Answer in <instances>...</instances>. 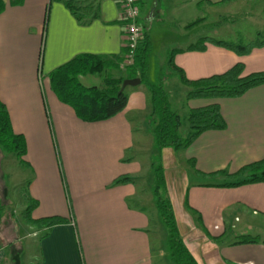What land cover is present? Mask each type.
Instances as JSON below:
<instances>
[{
    "label": "crops",
    "instance_id": "obj_1",
    "mask_svg": "<svg viewBox=\"0 0 264 264\" xmlns=\"http://www.w3.org/2000/svg\"><path fill=\"white\" fill-rule=\"evenodd\" d=\"M70 1L77 6L96 8L98 17L88 25H83L58 0H22L19 6H11L7 2L0 14V101L7 109L13 132L22 135L25 140L26 154L23 161L26 165H19L24 171L34 174L22 198L13 199L5 194L0 182V206H6L2 204V194L6 202L10 204L14 200L17 208L24 210L28 201L33 200L38 205L31 212L32 219L58 216L67 220L42 239L40 231L36 229L34 236H37L40 255L36 264H160L159 260L153 259L151 238H154L152 235H158L163 239L166 231L160 220L155 221L153 187L147 186L141 195L138 193L136 181L144 173L140 165L133 164L126 157L136 146L141 147L147 142L155 146L151 128L141 133L137 125L147 122L145 118L150 117V122L153 118L151 109L148 110L145 104L147 96L143 91L148 93L146 87L145 90L131 92L126 108L115 117L85 123L75 116L70 107L58 101L48 80L50 72L81 54L108 57L114 65L107 70V74L115 78L126 77V71L117 65L125 51L120 0ZM233 2L137 1L138 23L143 32L148 34L150 51L157 34L161 37L160 49L165 64L168 70L177 74V83L182 89L184 86L178 73L168 65V54L173 49L184 50V8L194 4L203 9V15L197 18L201 19L199 25L220 24L221 18L230 22L231 12L224 6ZM219 28L222 29V25ZM205 37L212 38L205 35L198 39ZM237 63L244 65V75L264 71V48L238 56L223 47L208 44L203 52H179L173 58V64L190 81L222 74ZM148 69L149 62L147 80ZM80 82L84 86H94L92 76L81 77ZM188 101L193 103L191 109L217 104L226 123L224 130L206 131L186 147L187 160L194 163V167L190 165L198 176L223 174L219 171L227 168L230 172L228 176L235 182L232 176L238 170L264 158V85L238 98ZM51 110L59 116H67L85 131L87 138L95 136L91 141L96 142L95 145L100 149L99 157L90 161L94 166L91 172L93 179L90 177L80 183L73 178L78 157L70 155L68 159L62 160L63 172L66 174V177L63 175L64 197L44 117L46 114L49 116L48 123L54 132ZM54 145L59 148L55 137ZM172 151L167 149L166 152L171 159L174 156ZM40 166L42 173L39 171ZM150 171L151 164L146 173ZM120 176H128L133 181L113 184ZM233 182L222 185L192 184L186 189V209L197 214L203 232L196 237H184L180 232L183 242L188 249L191 245L202 254L203 245L200 242L211 239L213 242L208 245L213 249L214 260L218 264L222 263L217 256L216 242L224 232L226 218L231 221L238 215H246L248 218L264 220V182L227 186ZM168 198L171 203V197ZM65 200L69 211L59 212L58 208L65 205ZM144 204L153 209L151 215L146 213ZM10 219L9 216L3 228L8 226ZM12 223L14 225L15 221ZM9 232L15 242L14 230ZM9 248L10 245L0 243V264L5 263ZM225 251V262L264 264L263 244L234 243L228 245ZM192 255L197 264H201L196 255Z\"/></svg>",
    "mask_w": 264,
    "mask_h": 264
},
{
    "label": "rangeland",
    "instance_id": "obj_2",
    "mask_svg": "<svg viewBox=\"0 0 264 264\" xmlns=\"http://www.w3.org/2000/svg\"><path fill=\"white\" fill-rule=\"evenodd\" d=\"M224 7L229 9L231 12L230 22L228 20L224 21L221 18L219 21L220 24L217 22L215 24L202 23L200 25L197 24L193 26L191 29H186L185 25L202 16L203 9L196 7L194 4L184 8V48L190 43L195 42L199 37L205 35L234 45L248 44L252 41L264 38V0H236L230 5H226ZM212 19L213 18L209 20ZM221 25L223 27L222 29L219 28ZM160 42L161 37L156 34V39L153 41V49L150 51L151 54L149 53L148 56V81L162 85L168 95L171 109L175 111L182 120V125L179 130L180 135L183 138H186L189 135L190 130L187 126L185 118L193 106V103H191L192 101L189 102L186 99L188 91L187 88L183 87L182 89L179 87L177 83V74L168 70L162 50L160 49ZM113 72H115V74L117 73L116 71ZM105 73H107V70ZM102 78L103 77L101 75H93V85L101 87ZM46 82L47 79L45 81V86H47ZM145 87L146 86L144 84H139L134 87L127 86L122 88L128 97L131 92L139 89L145 90ZM143 92H145L144 94L147 96L145 104L147 109L150 110V96L146 93V91ZM144 111L147 112L145 108ZM51 114L55 133L53 132L51 125L48 123L49 116L46 114L44 117L48 128V136L54 159L58 166V175L64 197L66 194L63 175L66 177V174L63 172L64 168H62V160L68 159V156L70 155L78 157L75 160L76 171H73V178L76 182L80 183L89 180L90 177L93 179L91 172L94 169V166L90 161L99 157L100 149L97 145H95L96 142L91 141L95 139V136L91 135L87 138L85 131L77 127L67 116H59L53 110H51ZM148 118L150 119V117ZM148 118H145L147 122H144V124H137L141 133H145L152 127L154 118H152L151 122ZM54 137L58 142V149L54 145ZM166 152L167 149H160L152 144L148 145L147 142V144H143L141 147L136 146L134 150L126 154V157L130 158L133 164L136 163L140 165V169L142 167V174H144L136 181V187L140 195L145 187H154L152 170L148 174L146 173L148 165L155 164L156 168H162L165 179L164 194L171 197L172 211L175 221L179 225L180 232L181 234H184V237L187 235H194L196 237L198 233H202L203 230L197 220V214L186 209L185 200L187 187L192 184L222 185L224 183L233 182L234 179L228 176L230 175V172H228L227 168L219 171L223 172L224 175L221 174L218 177L211 174L208 176H198L195 169L191 167V163L187 160L188 151L186 148L179 149L177 153L174 151L172 159ZM42 170L43 169L40 166L39 171L41 173ZM0 178L5 194H9L14 199L25 196L27 184L34 179V174L30 171H24L13 154L0 150ZM5 200L6 197L2 194V204H5L6 206H0V243H2V245H10L7 252V259L4 264H36L40 256L38 252L37 236H34L37 232L36 228L28 227V225H26V223L22 220V213L24 209L17 208L16 201H10L11 203L9 204ZM64 202L65 205L58 208L59 212H64L65 210L67 212L69 211L67 201L65 200ZM143 207L145 208L146 213L151 215L153 209H150L146 204H144ZM9 216L11 218L9 220V224L7 227L3 228L2 226L6 225V221ZM235 218L236 219H231V221L229 218H226V222L223 227L224 232L221 238H219L216 242L217 256L222 264H235L232 261H223V258L226 256L225 249L228 245H232L238 240H241L243 236L255 238L257 240L256 244L264 245L263 219H253L252 217L248 218L246 215H238ZM159 220V216L155 211V221L160 222ZM12 221H15L14 225ZM13 230L15 232V242L13 241V235L9 232ZM152 236H154V238H151L154 247L152 253L153 259L159 260L160 264H171L172 261H170L169 258L166 236L163 239L158 237V235ZM212 242L213 241L209 238H207L204 243L200 242L203 245L202 254L200 250H194L190 245L189 250L196 255L197 260L201 264L219 263L214 260L213 249L210 247Z\"/></svg>",
    "mask_w": 264,
    "mask_h": 264
},
{
    "label": "trees",
    "instance_id": "obj_3",
    "mask_svg": "<svg viewBox=\"0 0 264 264\" xmlns=\"http://www.w3.org/2000/svg\"><path fill=\"white\" fill-rule=\"evenodd\" d=\"M62 1L70 10L75 19L88 25L98 17L96 8L92 6H77L70 0ZM236 0H221L222 4ZM7 2L11 6H19L22 0H0V14L4 11ZM49 5L46 8L44 28L47 23ZM201 19H196L185 25L191 29L199 24ZM223 47L234 52L238 56H245L254 49L264 48V38L252 41L248 44L234 45L213 38H200L189 44L184 50L173 49L168 54V65L176 70L181 84L188 89L187 100L202 99H230L238 98L251 89L264 85V71L244 75V65L237 63L226 72L207 78L190 81L181 69L173 64V58L179 52H203L207 45ZM150 39L147 33L139 43L133 64L124 69L126 77L115 78L105 73L111 65V59L105 56L92 54H81L75 56L68 62L59 66L48 74L50 88L58 101L70 107L75 116L82 122L95 123L109 120L121 113L127 106L128 97L124 93L122 84L125 80L140 79V84L146 86L150 96L151 117L154 118L151 127V135L157 148L171 149L177 151L188 147L196 138L206 131H220L226 128V123L220 113L217 104L190 109L185 118L190 130L189 135L183 138L180 135L182 120L180 116L171 109L169 98L160 84L148 82L146 73L148 68V56L150 53ZM125 52V51H124ZM124 55V54H123ZM123 59V57H122ZM121 61L117 64L121 68ZM101 75L102 86H84L80 82L81 77ZM0 150L11 153L16 157L20 165H26L23 157L26 154L24 137L15 134L12 130L10 118L5 105L0 101ZM194 167V163H191ZM154 177L152 195L155 202L159 219L165 228L169 258L173 264H197L192 253L186 247L174 218L169 198L164 194L165 179L161 167L151 164ZM222 173H216L215 176ZM235 182L228 187H238L245 184L264 182V158L258 162L244 166L233 176ZM128 176H120L113 184H124L132 182ZM37 201L30 200L24 210L23 219L25 223L40 231V238L47 237L52 229L58 225L65 224L67 220L62 217L52 216L40 219H32L31 212L37 207ZM238 244L257 243L255 238L243 236Z\"/></svg>",
    "mask_w": 264,
    "mask_h": 264
},
{
    "label": "built area",
    "instance_id": "obj_4",
    "mask_svg": "<svg viewBox=\"0 0 264 264\" xmlns=\"http://www.w3.org/2000/svg\"><path fill=\"white\" fill-rule=\"evenodd\" d=\"M138 0H120L121 20L124 23V48L125 52L121 62L124 70L133 64L134 56L139 43L143 38V29L138 23Z\"/></svg>",
    "mask_w": 264,
    "mask_h": 264
},
{
    "label": "water",
    "instance_id": "obj_5",
    "mask_svg": "<svg viewBox=\"0 0 264 264\" xmlns=\"http://www.w3.org/2000/svg\"><path fill=\"white\" fill-rule=\"evenodd\" d=\"M140 79H138V78H135V79H130V80H125L124 82H123V84H122V87L124 88V87H127V86H132V87H134V86H137V85H139L140 84Z\"/></svg>",
    "mask_w": 264,
    "mask_h": 264
}]
</instances>
